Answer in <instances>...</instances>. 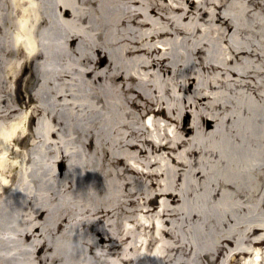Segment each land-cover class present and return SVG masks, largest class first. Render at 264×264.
I'll return each mask as SVG.
<instances>
[{
  "label": "bare ground",
  "instance_id": "bare-ground-1",
  "mask_svg": "<svg viewBox=\"0 0 264 264\" xmlns=\"http://www.w3.org/2000/svg\"><path fill=\"white\" fill-rule=\"evenodd\" d=\"M6 96L34 123L0 127V264H241L264 237V0H0V120Z\"/></svg>",
  "mask_w": 264,
  "mask_h": 264
},
{
  "label": "rangeland",
  "instance_id": "rangeland-1",
  "mask_svg": "<svg viewBox=\"0 0 264 264\" xmlns=\"http://www.w3.org/2000/svg\"><path fill=\"white\" fill-rule=\"evenodd\" d=\"M16 73H17L16 75L19 74V72H16ZM27 98L28 97L26 96L23 101H20V105H19V104H17L14 101V97L13 96H6L5 97V103H4L5 106L4 107H7V108L8 107H13V108H15L16 111L14 113H12L9 118L1 119L0 120V127L6 126V125L8 126V125H11L12 123H15V124H18V128L19 127L21 128L23 126L24 127L27 126L28 129H31V127H32V125L34 123V119H32V118L28 119L27 118L28 113H29V109H30V108H25V101H27ZM0 138H1V136H0ZM11 146L13 147L14 151L16 150L15 152H12V147ZM19 148H20V151H18L16 149V146L14 144H11V141H10V143H8L7 152L5 154V158L7 156V161L9 163V168L12 167V166L16 167L11 172L12 173L16 172V174H18L19 172H22V171L24 172L23 167L25 166L24 154L26 153V149H25V152H24V147L20 146ZM14 182H13V184H14ZM15 194L21 196L20 193H15ZM21 197L25 201V194H23ZM259 212L261 213L260 210H255L251 216L252 217H258L259 216V214H258ZM260 226H263V222H261L260 224L253 223V227H256L255 234H251L250 233L251 235H249V239L254 240V238L257 235L261 234L264 231V229L260 228ZM189 237H190V240L192 241L191 233H189ZM247 242H249V241H247ZM243 247H247L250 252L244 253L243 255H240L239 262H241V264L243 263V261L250 260V258L255 253H257L258 255L264 254V237H261V239L259 241H256L255 243H253L251 245L248 244V243H245ZM219 252H220L219 254L222 255L223 251L222 252L219 251ZM23 258L25 259V257H23Z\"/></svg>",
  "mask_w": 264,
  "mask_h": 264
}]
</instances>
